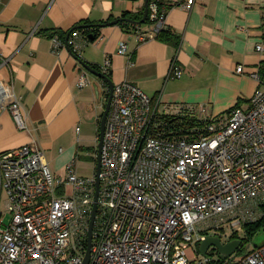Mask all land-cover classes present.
I'll list each match as a JSON object with an SVG mask.
<instances>
[{"label":"built area","instance_id":"obj_1","mask_svg":"<svg viewBox=\"0 0 264 264\" xmlns=\"http://www.w3.org/2000/svg\"><path fill=\"white\" fill-rule=\"evenodd\" d=\"M194 3L178 5L190 10ZM168 9L161 0L149 1L155 23L148 31L134 32L139 42L155 39ZM50 40L53 52L68 46L76 58L88 41L79 30L65 39L52 33ZM256 49L264 52V40ZM118 52H127L125 42ZM110 64L106 58L101 72L107 75ZM4 66H10V58L0 52ZM243 68L238 65L237 72ZM182 73L173 60L169 77ZM251 75L259 79L258 73ZM89 84L84 70L76 87ZM0 109L10 112L19 130L27 129L12 79L0 80ZM100 162L88 264H264V244L242 248L238 234L262 217L264 87L247 107L212 116L203 104L162 110L158 98L135 84H115ZM66 171L55 176L32 143L0 151V197L4 192L10 214L5 221L0 211V264L83 263L96 171L79 176L75 160ZM207 237L222 244L240 239L241 245L229 256L210 245L203 255L200 245Z\"/></svg>","mask_w":264,"mask_h":264},{"label":"crops","instance_id":"obj_2","mask_svg":"<svg viewBox=\"0 0 264 264\" xmlns=\"http://www.w3.org/2000/svg\"><path fill=\"white\" fill-rule=\"evenodd\" d=\"M161 1L169 6L165 26L171 42H139L135 31L106 24L94 40L87 38L76 58L67 47L53 52L50 35L69 34L86 22H111L126 12L144 13L145 0H0V52L10 58V66L0 68V80H13L27 125L19 130L10 112L0 109V151L32 143L53 174L65 176L68 163L75 160L77 168L80 149L96 148L107 84L89 72L90 84L77 88L87 70L80 60L101 72L110 58L114 85L135 84L158 98L162 110L203 104L210 115L219 116L235 106L247 107L264 87V78L251 75H259L264 62V52L256 49L264 40V0H195L190 10L178 5L183 0ZM142 24L143 31L152 28ZM123 42L127 52L119 53ZM173 60L182 69L180 78L169 77ZM94 125L98 133L91 145Z\"/></svg>","mask_w":264,"mask_h":264},{"label":"water","instance_id":"obj_3","mask_svg":"<svg viewBox=\"0 0 264 264\" xmlns=\"http://www.w3.org/2000/svg\"><path fill=\"white\" fill-rule=\"evenodd\" d=\"M148 13H149V0H145L143 17L139 21V24H142L146 21ZM120 20H123V18H118L116 20L109 22L108 24L117 23ZM124 20L132 21L129 18H125ZM68 36H69V34L67 35V37ZM89 37L91 38V40H94L93 36L90 35ZM66 47L70 51V48L68 46H66ZM79 62L83 65V67L85 69L88 70V72H90L91 74L103 79V81L107 84V92H108L106 102H105V108H104L103 114L100 118L99 139H98L97 146H96V151H97V153H96V170H95L96 171V190H95V197H94L92 214H91V218H90V222H89V228H88L87 249H86L85 257H84V260L82 263V264H88L89 257H90L91 243H92V231H93V225H94V221H95L98 192H99V173L101 170L100 153H101V147H102V141H103L105 121H106L107 113L109 111V107H110V103H111L114 83L112 82L111 78L108 75H106L103 72H100L99 70L95 69L89 63L83 62L81 60ZM210 245L215 246L221 255L229 256L233 253V251L235 249H237L241 245V240L240 239H233L229 242H226L225 244H222L220 239L217 237H207L204 241H202V243L200 245V252L203 255H205L206 251Z\"/></svg>","mask_w":264,"mask_h":264},{"label":"trees","instance_id":"obj_4","mask_svg":"<svg viewBox=\"0 0 264 264\" xmlns=\"http://www.w3.org/2000/svg\"><path fill=\"white\" fill-rule=\"evenodd\" d=\"M142 17H143V10H140L137 14H131V13L126 12V13H124L122 15V17H120V18H123V20H120L119 22L114 23V24L121 25L123 27V29H125L126 31H130V30L136 31L138 28H140L143 25V24H139V21L142 19ZM125 18H129L132 21L124 20ZM108 23L109 22L100 23V24H90L89 22H86L84 25H79L76 28L72 29L71 31L79 30L87 38H90L89 36L91 35L95 39L97 37V35H98L99 27H101L103 25H106ZM145 23L146 24H150L151 26H153V24L155 23V21L152 20V18L150 17V11L148 13V16L146 18ZM67 35L68 34L60 35V37L65 39L67 37ZM170 35H172L171 32L169 30H167L166 26L164 25L157 32L155 38H159V39H163V40H165L167 42H171L172 38H171ZM179 43H180V41H179ZM175 44L178 45V41L177 40L175 41ZM94 67H96V66H94ZM108 76L110 77V75H108ZM259 77L260 78H264V62H262L261 65H260ZM107 95H108V92L106 93V98H107ZM88 149L92 150L94 153L97 152L96 148L90 147ZM95 158H96V156H95ZM263 225H264V204L262 206V217L259 220H257L256 222L247 224V225H245L243 227L245 235L242 237V248H244V246L249 243V241L251 240V237H253L257 233V231L262 228ZM234 237H237V235H234Z\"/></svg>","mask_w":264,"mask_h":264},{"label":"rangeland","instance_id":"obj_5","mask_svg":"<svg viewBox=\"0 0 264 264\" xmlns=\"http://www.w3.org/2000/svg\"><path fill=\"white\" fill-rule=\"evenodd\" d=\"M97 133L98 131L94 125L91 131V135H90L92 141L89 142L88 144L96 145L94 138ZM74 138L76 139V134L72 137L73 140ZM93 148H95V146H93ZM78 153L80 155V158L77 159V173L78 175L82 177H90L95 172V169H96L95 168V160H96L95 153L92 150H89L88 148L80 149ZM4 199H5V195H4V192H2L1 198H0V210L4 212V220L9 221L10 214L7 213V211H5V207L3 208ZM238 234L239 236H244L245 235L244 229L239 228ZM226 235L228 237H231L232 231L230 229H227ZM223 241L225 240L223 239ZM249 243L251 244V246H260L264 244V225L262 226L260 230L257 231V233L253 237H251V240L249 241Z\"/></svg>","mask_w":264,"mask_h":264}]
</instances>
